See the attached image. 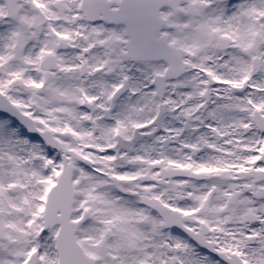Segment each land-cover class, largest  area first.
<instances>
[{
  "label": "snow or ice",
  "instance_id": "snow-or-ice-1",
  "mask_svg": "<svg viewBox=\"0 0 264 264\" xmlns=\"http://www.w3.org/2000/svg\"><path fill=\"white\" fill-rule=\"evenodd\" d=\"M0 264H264V0H0Z\"/></svg>",
  "mask_w": 264,
  "mask_h": 264
}]
</instances>
